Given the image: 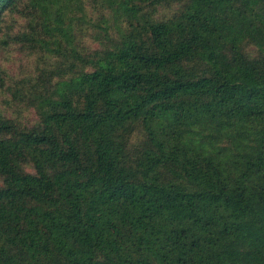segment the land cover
I'll use <instances>...</instances> for the list:
<instances>
[{
    "label": "trees",
    "instance_id": "16d2710c",
    "mask_svg": "<svg viewBox=\"0 0 264 264\" xmlns=\"http://www.w3.org/2000/svg\"><path fill=\"white\" fill-rule=\"evenodd\" d=\"M10 47L0 264H264V0H0Z\"/></svg>",
    "mask_w": 264,
    "mask_h": 264
},
{
    "label": "rangeland",
    "instance_id": "374dc122",
    "mask_svg": "<svg viewBox=\"0 0 264 264\" xmlns=\"http://www.w3.org/2000/svg\"><path fill=\"white\" fill-rule=\"evenodd\" d=\"M0 63H2L5 66V68H7L8 72L13 77L20 76L21 73L31 72L34 69V62L32 58H30L29 55L19 51L16 47L7 48L5 51L2 52L0 51ZM0 102H1V97H0ZM24 119L25 120L36 119L33 110L25 111ZM112 233L113 235H116L117 233L116 227L112 228Z\"/></svg>",
    "mask_w": 264,
    "mask_h": 264
}]
</instances>
